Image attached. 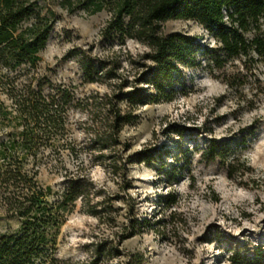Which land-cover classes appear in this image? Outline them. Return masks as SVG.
Segmentation results:
<instances>
[{
  "label": "rangeland",
  "instance_id": "rangeland-1",
  "mask_svg": "<svg viewBox=\"0 0 264 264\" xmlns=\"http://www.w3.org/2000/svg\"><path fill=\"white\" fill-rule=\"evenodd\" d=\"M42 4L55 12L56 20L39 63L24 67L20 80L32 87L40 83L45 92L50 86L67 87L79 99L107 92L105 84L82 81L77 59L68 55L71 50L85 51L93 59H116L123 68L119 72L129 80V57L138 61L146 48L133 40L107 46L99 36L109 18L106 10L69 12L60 0ZM162 30L194 41L191 65L180 66L186 94L136 110V121L119 134L125 166L117 163L115 173L106 162L90 168L101 192L93 198L101 216L85 213L81 202L67 216L58 244V256L66 264H231L233 253L247 256L264 249V58L226 57L192 21H167ZM69 115L66 136L76 145L87 142V114L73 109ZM12 131L2 128L1 138ZM210 140L227 145L231 168L219 159L207 160L204 151ZM145 148L169 154L150 165L125 160ZM64 162L74 168L67 155ZM174 164L179 170L171 181L166 172L157 171ZM38 178L50 185L62 179L49 167ZM169 192L176 194L177 203L159 214L156 201ZM142 218L165 223L131 235L130 221ZM20 225L19 218L0 210V235Z\"/></svg>",
  "mask_w": 264,
  "mask_h": 264
},
{
  "label": "trees",
  "instance_id": "trees-1",
  "mask_svg": "<svg viewBox=\"0 0 264 264\" xmlns=\"http://www.w3.org/2000/svg\"><path fill=\"white\" fill-rule=\"evenodd\" d=\"M44 1L0 0V131L13 129L4 138L0 134V210L21 222L16 231L0 235V264H66L58 256V244L67 216L78 202L85 213L101 216L99 202L93 201L101 192L90 168L106 162L115 173L117 163L125 166L119 134L136 121V110L186 94L180 66L191 65L195 44L187 35L163 32V23L183 20L200 25L228 58L251 54L264 58V0H60L69 12L106 10L109 18L99 36L107 46L133 40L146 51L138 61L129 57L128 80L119 72L123 68L116 59H93L85 51L71 50L68 55L77 59L82 81L105 84L108 91L83 99L63 86H50L45 92L40 83L32 87L31 82L20 80L24 67L33 69L39 63V52L56 20ZM73 109L87 114L89 138L79 145L66 136ZM168 154L145 148L125 160L150 165ZM204 154L209 161L219 159L232 167L222 142L210 140ZM64 155L72 159L73 169L66 167ZM176 165L157 171L166 172L171 181L179 170ZM43 167L59 172L61 181L43 184L38 178ZM176 203V194L160 195L159 214ZM130 222L131 235L160 229L165 223L148 218ZM228 260L264 264V249L247 256L233 253Z\"/></svg>",
  "mask_w": 264,
  "mask_h": 264
}]
</instances>
